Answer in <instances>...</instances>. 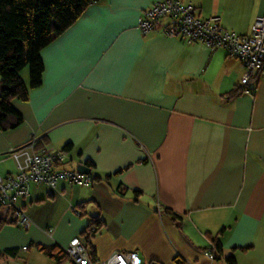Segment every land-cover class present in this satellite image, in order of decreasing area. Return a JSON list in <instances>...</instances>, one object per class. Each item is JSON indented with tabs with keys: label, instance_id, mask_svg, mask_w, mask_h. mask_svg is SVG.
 <instances>
[{
	"label": "crops",
	"instance_id": "1",
	"mask_svg": "<svg viewBox=\"0 0 264 264\" xmlns=\"http://www.w3.org/2000/svg\"><path fill=\"white\" fill-rule=\"evenodd\" d=\"M156 1L90 5L42 50V85L11 100L22 122L0 129V175L17 171L11 151L36 134L37 148L64 152L61 168L89 161L95 179L33 183L22 200L32 227L0 229V250L18 249L9 263L32 246L83 244L98 216L94 260L135 251L147 264H264V74L242 85V63L223 49L142 34ZM180 1L242 35L264 14V0ZM215 241L222 251L210 259Z\"/></svg>",
	"mask_w": 264,
	"mask_h": 264
},
{
	"label": "built area",
	"instance_id": "2",
	"mask_svg": "<svg viewBox=\"0 0 264 264\" xmlns=\"http://www.w3.org/2000/svg\"><path fill=\"white\" fill-rule=\"evenodd\" d=\"M138 28L144 35L160 28L166 36L201 43L211 49H223L242 63V85H248L251 79L264 74V14L255 18L250 34L242 35L225 29L217 15L198 16L190 3L159 0L143 11ZM39 140L34 134L26 145L12 150L11 154L20 161L18 169L15 173L0 175V217L6 224L25 230L33 223L25 212L22 200L29 196L33 183L55 187L58 180L80 186H89L92 182L89 174L61 168L65 160L64 152L47 146L37 148ZM71 209L76 215H84L79 208L71 206ZM22 249L26 250L27 246ZM63 250L71 264H147L135 251H116L105 260H92L77 237ZM204 254L210 259L215 258L211 250Z\"/></svg>",
	"mask_w": 264,
	"mask_h": 264
},
{
	"label": "trees",
	"instance_id": "3",
	"mask_svg": "<svg viewBox=\"0 0 264 264\" xmlns=\"http://www.w3.org/2000/svg\"><path fill=\"white\" fill-rule=\"evenodd\" d=\"M99 0H0V129L8 130L22 122L21 115L12 107L14 98L27 100L31 89L42 85L44 63L41 52L54 39L68 30L93 3ZM29 68V82H24L21 71ZM241 91L234 90L229 96L235 97ZM13 120H9L10 118ZM71 146L67 143L64 150ZM85 164L91 168L92 163ZM95 178L92 177V181ZM139 195V191H135ZM81 206V205H79ZM165 213L177 218L175 212L165 209ZM0 217V229L5 225ZM102 225L98 216L89 219V225L83 232L84 247L92 256L89 240ZM92 227L94 230H91ZM37 250L55 261L65 264L68 257L57 245H36ZM215 249V250H214ZM214 256L222 251L221 243L214 242L211 249ZM18 249L0 250V260L17 255ZM227 264H237L232 255L226 257ZM153 264V263H150Z\"/></svg>",
	"mask_w": 264,
	"mask_h": 264
},
{
	"label": "rangeland",
	"instance_id": "4",
	"mask_svg": "<svg viewBox=\"0 0 264 264\" xmlns=\"http://www.w3.org/2000/svg\"><path fill=\"white\" fill-rule=\"evenodd\" d=\"M21 77L24 82H29V68L26 67L21 71ZM45 208V206L43 207ZM78 208V207H76ZM79 216V215H78ZM10 225V224H6ZM16 227L15 225H11ZM26 260V261H25ZM11 264H53L45 255L38 252L35 247H30L28 252H21L19 258L14 262H10ZM6 260H0V264H10ZM65 264H71L69 260Z\"/></svg>",
	"mask_w": 264,
	"mask_h": 264
},
{
	"label": "water",
	"instance_id": "5",
	"mask_svg": "<svg viewBox=\"0 0 264 264\" xmlns=\"http://www.w3.org/2000/svg\"><path fill=\"white\" fill-rule=\"evenodd\" d=\"M76 170L84 174H90L91 172V168L84 163H78L76 165Z\"/></svg>",
	"mask_w": 264,
	"mask_h": 264
}]
</instances>
